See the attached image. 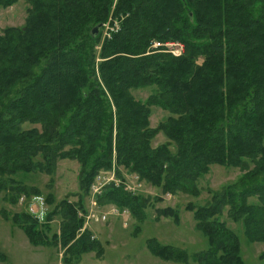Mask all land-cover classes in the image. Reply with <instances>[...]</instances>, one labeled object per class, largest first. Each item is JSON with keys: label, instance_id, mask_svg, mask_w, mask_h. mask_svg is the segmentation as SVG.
Listing matches in <instances>:
<instances>
[{"label": "trees", "instance_id": "obj_1", "mask_svg": "<svg viewBox=\"0 0 264 264\" xmlns=\"http://www.w3.org/2000/svg\"><path fill=\"white\" fill-rule=\"evenodd\" d=\"M15 2L0 0V7ZM26 2L24 24L0 33V192L11 193V204L39 195L38 187L13 176H52L61 159L78 162L80 191L75 201L64 196L55 203L43 224L27 211L10 215L1 208V217L32 245H59L62 262L73 264L84 253L103 255L101 242L81 230L83 199L101 171L114 170L121 183L104 185L97 202L142 222L154 202L125 188L120 167L162 194L191 196L199 195L198 179L210 165L237 167L243 174L210 190L208 203L186 204L205 249L189 255L155 238L146 247L164 261L245 264L238 235L219 216L226 208L248 241L264 243V0ZM106 22L110 29L102 38ZM153 41H178L183 50L173 55L163 45L151 48ZM145 86L154 92L140 101L131 89ZM151 106L172 115L151 127ZM159 132L168 141L153 147ZM44 201L52 204L53 195ZM155 214L180 219L170 206L155 207ZM56 215L59 231L49 236Z\"/></svg>", "mask_w": 264, "mask_h": 264}, {"label": "rangeland", "instance_id": "obj_2", "mask_svg": "<svg viewBox=\"0 0 264 264\" xmlns=\"http://www.w3.org/2000/svg\"><path fill=\"white\" fill-rule=\"evenodd\" d=\"M27 8L28 3L26 0H17L13 5L6 8L0 7V33L6 26H22L27 15ZM109 29L110 25L106 22L102 27V38L108 34ZM168 42L177 43L178 41ZM152 92H154V86L131 89L132 95L140 101H145ZM150 110L149 123L151 127H156L172 115L169 111L157 106H151ZM34 126L39 128L38 124L23 123L22 125L23 128ZM167 141V137L159 132L152 139L151 145L154 147ZM169 148L172 151L174 150L172 143H170ZM248 165L249 167L252 166L251 163ZM79 169L76 160L61 159L58 160L56 170L52 176L37 171L15 174L13 177L16 180H20L27 186L38 187L40 194L27 197L21 195L15 204H11L7 200L11 193L0 192V209L5 208L10 215L14 212L27 211L37 216L40 224L45 223L47 212L62 197L68 196L69 200H77V194L80 191L78 186ZM120 172L123 176L125 188L137 194L148 196L151 202H154V207L147 206L144 221L138 222L127 210H121L113 204L100 205L97 202V196L102 192L103 186L110 181L117 184L121 183L114 170L101 171L95 177L89 193L83 199L86 215L81 230L85 228L90 230L93 236L101 242L104 251L100 258L96 257L94 252L84 253L78 264H182L164 261L152 255L146 247V240L155 238L162 244L182 248L189 255L205 249L207 245L206 238L196 229L192 212L186 210V204L189 202L195 205L208 203L211 196L210 190H218L236 181L244 170L218 164L210 165L208 172L198 179L197 185L200 189L198 196L181 192L162 194L160 188L140 180L135 173H130L122 167H120ZM50 177L53 179V183L48 186ZM48 193L53 195L54 202L52 204H47L44 201ZM155 197H161V200H154ZM251 198L253 197L249 199ZM164 206H170L178 210L180 217L178 223H174L170 217H156L155 207ZM219 219L224 221L238 235L240 254L245 264H262L264 258L262 260L258 256L261 253L264 255V243L248 241L243 233L241 222L232 221L227 215L226 208ZM59 222L60 217L58 215L52 218L49 223L50 230L47 232L49 236L58 233ZM40 227L42 226L40 225ZM48 248L44 250L52 252L56 259H61L63 249L59 245H50ZM0 251L4 253L5 259L8 258L12 261H44L49 256V253H44L42 249L34 248L28 242L22 229L11 222L10 219H3L1 215Z\"/></svg>", "mask_w": 264, "mask_h": 264}, {"label": "crops", "instance_id": "obj_3", "mask_svg": "<svg viewBox=\"0 0 264 264\" xmlns=\"http://www.w3.org/2000/svg\"><path fill=\"white\" fill-rule=\"evenodd\" d=\"M32 246L34 248L42 249V251H44V253H49L48 258L45 259L44 261H41V260H32V261H22V260H20V261H12V260H9L7 258L4 261H0V264H70V263H64V262H62L61 259H56L52 252H50V251L48 252L47 250H44V249L48 248L49 246H41V245H38V246L32 245ZM61 256H62V254H61ZM78 263H80V261H78L77 263H73V264H78Z\"/></svg>", "mask_w": 264, "mask_h": 264}, {"label": "built area", "instance_id": "obj_4", "mask_svg": "<svg viewBox=\"0 0 264 264\" xmlns=\"http://www.w3.org/2000/svg\"><path fill=\"white\" fill-rule=\"evenodd\" d=\"M162 45L166 48L167 51H169L173 55H179V54H181V52L183 50L182 43H178V42L177 43H175V42H172V43H169V42L161 43L159 41H157V42L154 41V42H152V46L151 47H160Z\"/></svg>", "mask_w": 264, "mask_h": 264}, {"label": "water", "instance_id": "obj_5", "mask_svg": "<svg viewBox=\"0 0 264 264\" xmlns=\"http://www.w3.org/2000/svg\"><path fill=\"white\" fill-rule=\"evenodd\" d=\"M100 26H101V24L94 26L93 29L91 30L92 34H96L98 32Z\"/></svg>", "mask_w": 264, "mask_h": 264}]
</instances>
